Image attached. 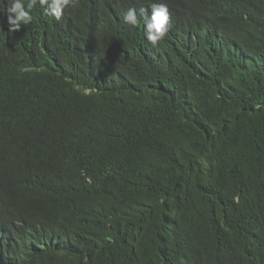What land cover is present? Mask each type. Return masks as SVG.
<instances>
[{
  "label": "trees",
  "instance_id": "16d2710c",
  "mask_svg": "<svg viewBox=\"0 0 264 264\" xmlns=\"http://www.w3.org/2000/svg\"><path fill=\"white\" fill-rule=\"evenodd\" d=\"M153 2L0 0V264H264V0Z\"/></svg>",
  "mask_w": 264,
  "mask_h": 264
},
{
  "label": "clouds",
  "instance_id": "9594fccd",
  "mask_svg": "<svg viewBox=\"0 0 264 264\" xmlns=\"http://www.w3.org/2000/svg\"><path fill=\"white\" fill-rule=\"evenodd\" d=\"M79 0H7V23L9 31H19L22 25L32 22V10L40 5L45 11L59 21L64 10L76 7ZM46 6V7H45ZM151 15H144L143 25L146 39L153 45L162 41L171 27L170 12L165 0H158L150 5ZM124 22L137 26L141 23L135 8H129L123 13Z\"/></svg>",
  "mask_w": 264,
  "mask_h": 264
}]
</instances>
